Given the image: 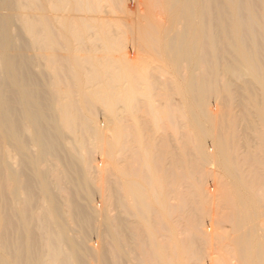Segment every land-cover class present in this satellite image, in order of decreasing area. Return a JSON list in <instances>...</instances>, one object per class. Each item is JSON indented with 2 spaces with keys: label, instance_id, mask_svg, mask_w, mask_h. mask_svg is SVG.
<instances>
[{
  "label": "bare ground",
  "instance_id": "1",
  "mask_svg": "<svg viewBox=\"0 0 264 264\" xmlns=\"http://www.w3.org/2000/svg\"><path fill=\"white\" fill-rule=\"evenodd\" d=\"M223 238L264 264V0H0V264H231Z\"/></svg>",
  "mask_w": 264,
  "mask_h": 264
},
{
  "label": "rangeland",
  "instance_id": "2",
  "mask_svg": "<svg viewBox=\"0 0 264 264\" xmlns=\"http://www.w3.org/2000/svg\"><path fill=\"white\" fill-rule=\"evenodd\" d=\"M143 1V0H142ZM161 17H162V14L161 13H157V14H155L154 15V20H160L161 19ZM19 22L18 21H16L15 22V24H18ZM14 25V24H13ZM14 27V26H13ZM17 28H19V24L18 25H15V28H14V33L17 35V34H19L20 33V28L19 29H17ZM18 36H20L21 37V39H23V40H21V42L22 41H25L26 42V38L24 37H22V34H19ZM25 39V40H24ZM25 42H23V43H25ZM36 69H38V68H36ZM37 71V73H38V71H39V69L38 70H36ZM213 104H212V106H214L215 107V103H214V101L212 102ZM100 115V116H99ZM99 117H98V119L99 120H102L103 119V115H102V113L100 114L99 113ZM172 127V126H171ZM171 129V128H170ZM169 130V129H168ZM170 131V130H169ZM98 155H97V153H96V157H97ZM205 169V168H204ZM179 172V171H178ZM177 173V172H176ZM202 173V174H201ZM201 173H198V175L200 176V178L202 177V186H200L201 188L205 185V186H207V187H209V188H211L212 189V186H213V184H216V183H214V181L212 180V177H211V175H209V173H207V172H205V170H204V172L203 171H201ZM186 174V173H185ZM189 174V173H188ZM187 174V176H189ZM204 175V176H203ZM177 177H178V173H177V175H176ZM229 180V179H228ZM191 181V180H190ZM189 181V182H190ZM206 181V182H205ZM186 182V183H185ZM227 182V181H226ZM183 183H185V184H188V181L187 180H184L183 181ZM228 183V182H227ZM204 184V185H203ZM203 187V188H207V187ZM97 189H98V187H96ZM218 188H220V187H218ZM217 188V189H218ZM97 189H94V195H95V198H94V203L93 204H95V202L97 201V203L100 205V203H101V199H100V201H99V196H100V193H99V191L97 190ZM181 189V193L182 194H185V196L187 195V197H188V202L186 203V204H188V205H186V207H187V209H186V207H185V209H184V211H183V216H182V218L184 217V219H180L179 220V222H180V230H184V229H186V227H185V225L186 226H188V229L190 228V226L189 225H191L192 223H193V220H194V218H196L195 220H202V222L204 221V223H207V222H209V219H210V214H209V211H208V209H207V207H204V206H206V205H204L205 203H204V201H202V203L201 204H198V203H196L195 202V206L194 205H192V202H194V200H193V197H192V190H193V188L192 187H190L189 189H190V191H188L189 189L188 188H183V187H181L180 188ZM188 189V190H187ZM202 190V189H201ZM185 191V192H184ZM221 191H222V188H221ZM189 193H191V196H190V194ZM215 193H217V194H221V196L220 197H216L218 200L219 199H221V197L223 196V194H222V192H215ZM93 195V196H94ZM199 196V195H198ZM216 196H219V195H216ZM192 197V198H191ZM200 197V196H199ZM223 198V197H222ZM190 199V200H189ZM192 200V201H191ZM222 200V199H221ZM99 201V202H98ZM223 201V200H222ZM222 201H220L221 203H223V204H225V200L222 202ZM200 203V202H199ZM226 203L229 205V203L226 201ZM92 204V205H93ZM198 204V205H197ZM222 204V205H223ZM201 205V206H200ZM221 205V204H220ZM228 205H226V207H225V205H223L224 207H222V206H217L216 204H215V208L213 207V211L214 212H212V214H214L213 215V219L215 220V221H217L216 219H218V222H220V228L221 227H223L221 230H223L222 232H227V229H228V231L230 230L228 227H230V222H229V220H226V219H229L228 217L229 216H227L228 214H230V210H229V208H230V205L228 206ZM219 207L218 209H217V207ZM227 206H228V208H227ZM194 207V208H193ZM202 209H201V208ZM194 209V210H193ZM200 209V210H199ZM188 210V211H187ZM217 210H218V212H217ZM186 211V212H185ZM196 211H199V213L197 214L196 213ZM200 211H202V212H200ZM113 213V212H112ZM184 213H185V215H184ZM191 213V214H190ZM201 213V214H200ZM217 213V214H216ZM188 214V215H187ZM190 215V216H189ZM186 216V217H185ZM194 216H196V217H194ZM217 216V217H216ZM226 216H227V218H226ZM204 218V219H203ZM221 218V219H220ZM96 219V218H95ZM99 219V218H98ZM97 219V220H98ZM186 219H188V220H186ZM220 219V220H219ZM190 220V221H189ZM224 221V222H223ZM190 222H191V224H190ZM182 223V224H181ZM192 226V225H191ZM218 227V226H217ZM218 227V228H219ZM94 228V227H93ZM192 228V229H191ZM190 229H189V231L190 230H193V227H191ZM217 228V229H218ZM220 228H219V230H220ZM225 228V229H224ZM187 230V229H186ZM185 230V231H186ZM93 231V232H92ZM95 231V232H94ZM72 233V232H71ZM96 233V234H95ZM180 235L181 234H179L178 236H179V238L182 240V238L184 239L185 237L187 238H185L184 240L186 241V242H188V238L190 237L189 236V234L187 235V234H184V235H182V236H184V237H180ZM90 237V238H89ZM96 237H98L97 236V231L95 230V229H92L90 232H89V234H88V236H87V238H89L88 240L89 241H86L85 242V244L86 243H88V244H86L87 246H99L98 244V241L99 242H101V244H100V246L102 245V240L100 241V239H99V237H98V239L96 238ZM87 238H86V240H87ZM225 238H223V240H222V243H223V241H225L224 240ZM91 240V241H90ZM228 240H227V238H226V245L228 244H230L229 243V241L227 242ZM90 242V243H89ZM220 243H221V241H219ZM219 242H217V243H219ZM91 243H93V244H91ZM95 243V244H94ZM222 243H221V245L220 246H218V245H214V246H216L215 248L216 249H218L219 251H220V249H223L222 250V253H224L223 254V256L225 255L226 257L225 258H227L228 260H230V262H231V264L233 263V264H237V260H236V258H235V256L233 257V254H231V255H229L230 253H232V252H230L231 250V247L230 248H227V249H229V251H227V249H226V247H228V245L226 246L224 243V248H223V246H222ZM205 243H202L201 244V246H203L204 247V249L206 248V246L204 245ZM222 246V248H220ZM213 251H217V250H215L214 249V247H213ZM224 251V252H223ZM221 252V251H220ZM228 252V253H227ZM228 254V255H227ZM189 256H190V254H187L186 255V257H185V263L186 264H195L192 260H191V262H190V258H189ZM229 256V257H228ZM231 256H232V258H231ZM186 258H188V259H186ZM234 258V259H233ZM189 262H188V261ZM235 260H236V262H235ZM93 263V262H92ZM94 264H96L95 262H94ZM128 264H132V262L130 261V262H128Z\"/></svg>",
  "mask_w": 264,
  "mask_h": 264
}]
</instances>
